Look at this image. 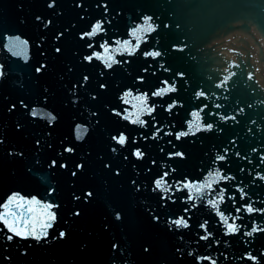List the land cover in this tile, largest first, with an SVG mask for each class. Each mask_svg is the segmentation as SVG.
I'll return each mask as SVG.
<instances>
[{
    "label": "snow or ice",
    "instance_id": "1",
    "mask_svg": "<svg viewBox=\"0 0 264 264\" xmlns=\"http://www.w3.org/2000/svg\"><path fill=\"white\" fill-rule=\"evenodd\" d=\"M51 6L52 5L50 4L49 7H51ZM151 20H152L151 17L145 16L143 18V25L134 27L131 30L130 36L135 38L134 44L129 40H124L123 42L117 40L116 41L117 47L112 48L110 50L109 45L105 42V43L100 45V47L103 49V52L94 51L91 55L85 56L84 59L88 60V61H92L93 58H95L97 60L103 61L106 67L111 68L113 64L118 63V61L115 59L113 53H127L128 55L135 54L137 49L140 47L141 39H142L141 35H138V33H151L153 31H155V26L151 23ZM102 31H103L102 23L100 21H97L92 26L91 31L85 32L81 38H83V37H94ZM88 46H89V48L92 47L91 44H89ZM57 51H59V49H57ZM144 55L150 56V57H158L161 55V53L159 51H151V52H145ZM37 71H40V69L38 68ZM85 79H87V77H85ZM228 79H229V77L225 76L224 82H227ZM224 82H222V83H224ZM165 83H167V82H165ZM175 90L176 89H175L174 85H169L167 87H162V88L158 89L156 92H153L152 95L153 96H163L166 93H171V92H174ZM196 95L202 96V95H204V93L203 92H197ZM122 99H123L125 104H131L133 109L135 110L134 112H131V113H128L127 115H125L124 119L130 120V122L132 124H139L141 126L145 125L146 122H145V120L141 119V116L143 114H151L154 111V107H151L148 104V95L147 94H140V95L133 96L131 91H126V92H124ZM173 106H174L173 104H169L168 108L171 109ZM125 111L127 112V109ZM32 114L35 116L36 111L33 110ZM116 114L120 115L119 112H117ZM48 116H49V122H51L52 120L55 119V117L51 116L50 113L48 114ZM133 116L135 117L134 119L132 118ZM191 117H192V120H190L188 122V131L178 132L176 134V139L179 140L180 138L185 137L191 133H194L195 131H199L202 128H205V129H211L212 128L211 124L203 125L201 123L200 111H193L191 113ZM84 131H86V129H82V126H80V125L76 126L77 139H80L82 137ZM157 131H159V129H157ZM112 139L115 140L116 143H118L119 145H125L128 137H126L123 133H121L118 136H113ZM66 151L72 152L73 149L67 148ZM113 151H115V149H113ZM134 155L137 158H142L143 153L139 149H137L135 151ZM173 155L177 156V157H182L183 153L175 152V153H173ZM216 159L217 160H224L225 157L223 155H218L216 157ZM55 163L56 162L53 161V164H55ZM62 167H63V165H62ZM77 167H81V166L78 165ZM75 174L76 173L73 172V175H75ZM163 175L167 176L168 173L165 172ZM208 175H209V178L215 176L216 181L229 178L227 176L221 175V173L219 171H216L215 173L210 172ZM261 179H264V177H261ZM212 183L213 182H210L209 179L206 178L204 183L193 184L191 182H185L182 184L181 187L183 189H188L189 194H188L187 198L189 200H194V199L201 198L205 194V189L212 188ZM164 184H165V181L163 179V176L160 179L155 180L156 189H162V190L166 191L167 189L163 188ZM193 193H195V195H193ZM87 195L91 196L92 194L88 193ZM241 195L243 196V190H241ZM219 197H220L219 200L209 199L208 204L212 208L216 209V214L220 217V220L225 225L226 232L229 234L237 233L239 231V226L235 223V220L238 219V217H233L232 218L233 222L229 223V216L225 215L223 212H221L219 210V204L221 202H223V200H224L223 190L220 191ZM17 199H19L20 201H23V197H19L18 194H13L12 196H10L8 198V203L2 205V207L5 209V211L0 212V222H2L6 226L7 230L9 232H11L14 236H19V237L32 236L36 240H40L42 237H46L48 235L46 229L51 228L53 222H55V220L57 218L55 211H52V209H54L56 207V205L51 204V203H45L41 206L42 211L44 213V222L41 224L40 231L37 233L35 231L34 227H32V228L29 227V220L28 219L24 220L23 226H22L21 222H20V217L17 216L15 213L8 211L9 205L12 204L13 202H15ZM28 203L39 204V201H37L36 198L33 197L32 200L29 201ZM29 211H32V209H29ZM185 211H187V209ZM236 211L239 212L240 208H237ZM246 211L248 213H253V212L258 211V210L254 209L251 205H249V206H247ZM76 214L78 215L79 213H76ZM10 217H11V219H10ZM117 218H119V216H117ZM171 223L177 227H183V228L189 227L188 221L183 216H181L180 218L174 219ZM200 227L205 228V224H201ZM257 231H264V228H258L256 226H253L251 231L248 232L247 235L251 236L254 232H257ZM13 235L7 236V239L12 240ZM64 235H65L64 232L60 233L61 237H63ZM201 238L207 239L208 237L202 236ZM202 259H209V258L203 257ZM249 259L255 260V257L249 255ZM212 264H215V261H212Z\"/></svg>",
    "mask_w": 264,
    "mask_h": 264
}]
</instances>
